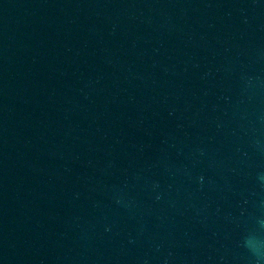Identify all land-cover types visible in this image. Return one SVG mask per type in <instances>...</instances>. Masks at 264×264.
<instances>
[{
    "label": "water",
    "instance_id": "water-1",
    "mask_svg": "<svg viewBox=\"0 0 264 264\" xmlns=\"http://www.w3.org/2000/svg\"><path fill=\"white\" fill-rule=\"evenodd\" d=\"M0 264H264V0H0Z\"/></svg>",
    "mask_w": 264,
    "mask_h": 264
}]
</instances>
